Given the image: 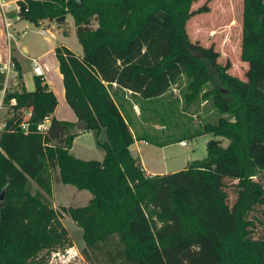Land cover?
<instances>
[{
    "label": "trees",
    "instance_id": "obj_1",
    "mask_svg": "<svg viewBox=\"0 0 264 264\" xmlns=\"http://www.w3.org/2000/svg\"><path fill=\"white\" fill-rule=\"evenodd\" d=\"M197 1H16L20 20L71 15L82 55L64 45L54 50L76 122L53 117L57 99L43 77L34 75V90H26L14 58L17 84L4 88L0 73L7 109L0 128V264H30L70 246L50 202L53 181L91 195L84 206L62 207L82 231L89 264H264V232L257 229L264 225V77L255 78L264 67V0H243L246 79L190 41L186 23L205 12L192 9ZM182 75L189 80L185 104L201 98L218 114L191 136L227 144L214 140L206 158L147 175L129 150L134 137L121 93L151 102ZM77 123L104 131L101 160L71 153Z\"/></svg>",
    "mask_w": 264,
    "mask_h": 264
},
{
    "label": "rangeland",
    "instance_id": "obj_2",
    "mask_svg": "<svg viewBox=\"0 0 264 264\" xmlns=\"http://www.w3.org/2000/svg\"><path fill=\"white\" fill-rule=\"evenodd\" d=\"M200 7H204V13L207 15L204 17L194 16L186 23V30L190 41L204 48H211V56L214 62L225 66L229 73L241 79H246L249 64L241 62L240 60L243 0H198L192 5V9L194 10ZM195 25H201L204 28L200 32H196L194 29ZM27 26L32 30L27 31V34L23 38H20V42L28 46L31 52L38 50L45 51L48 47V39H53L52 34H55L56 38L64 35L68 36L67 40L70 45L74 49L78 46L79 49L76 48V50L80 54L82 52L76 33H72L75 25L71 15H68L67 23L63 24L45 19L40 24L34 23ZM43 29L46 30L45 35H41L40 33ZM47 59H49V65H51L52 69V83H54V78L57 83H60L57 77L59 70H57V66L54 64V59L53 63H50V55ZM26 64H29V62ZM24 69L26 70L24 72L26 90L32 91L34 90L32 66L30 65L29 68L28 65ZM263 77L264 67L255 74L257 81ZM188 84L189 80L182 75L162 99H159L156 104L153 103L152 106H155L156 110L151 112L148 124L146 125L148 127L153 125L162 126L169 129V132H173L156 137V139L163 143L171 140L168 148L156 151L157 156L159 154L161 159H165L167 167L171 170H181L188 161L206 158L208 143L211 140H221L219 138H213L210 134L191 136L201 131L203 124L214 122L218 114L211 109L209 103L203 101L201 98L197 103L187 106L183 95L187 93ZM121 94L123 97L124 93L122 92ZM54 95L57 101L58 97L62 99L61 94L56 95L54 93ZM57 105L58 116L62 117L66 115V110L71 112L65 99L62 104ZM6 110L3 105L0 110V126L3 124L2 120L5 117ZM129 120L134 130H136L138 125H141L138 121L134 122L131 118ZM142 126L145 129L146 126ZM76 131L77 136L73 141L71 149L73 156L81 160L101 159L100 156L103 155V151L98 147V143L105 140L104 131L101 135L94 132H83L82 123L76 125ZM180 139H184L186 142L185 146L180 143ZM221 142L223 146L227 144L226 141L221 140ZM144 149H146L144 154L147 156H149L151 150H153V153L155 152L153 146H145ZM90 198L91 195L87 191H78L71 185H63L53 181L50 202L68 231L70 246L65 249L59 248L53 251L60 253L59 257L55 259L51 257L53 252L50 254L43 252L34 261H31L30 264H89L81 255V250L84 246L82 231L62 211V207H81L86 205ZM230 198H232L231 194ZM257 229H261L264 232V225ZM62 254L66 255L65 259H61Z\"/></svg>",
    "mask_w": 264,
    "mask_h": 264
},
{
    "label": "crops",
    "instance_id": "obj_3",
    "mask_svg": "<svg viewBox=\"0 0 264 264\" xmlns=\"http://www.w3.org/2000/svg\"><path fill=\"white\" fill-rule=\"evenodd\" d=\"M3 3H5V7L3 9L0 10V66H6L7 64H9V62H11L12 58L15 59V61L18 64V69L19 72L22 76V80L25 86V80H24V76L26 70L24 68H26V66L29 65L30 68V62L31 59H38L40 65L42 66V69L44 71V75H43V79H44V83L47 84V86L51 89V91L53 93L57 94H61L62 95V99H60V97H58V101L57 104H62V102L64 101L65 97H64V87L63 85H61V81H62V77L60 75V73L57 75L58 77V81L60 80V83L58 84L57 81L54 78V83L52 80V69H51V65H49V59H47V57H49L50 55V63H53V59H54V64L57 66V70H58V62L54 53V50L57 46L59 45H64L65 47H67L68 49L72 50L75 54L77 55H82L78 53V51L76 50L79 49V47L77 46L75 49L70 45V43L68 42L67 38L68 36H60L59 38H56L55 34H52L51 36L53 37V39H48V47L45 51H34L31 52L29 47L22 44L20 42V38H23L26 34L27 31L32 30L31 28H29V24H34V23H42L44 20H39L37 22H29V21H25V20H18V21H13L14 23H12V26L9 29V33L12 34L13 39L8 38L7 36V30L5 28L4 25V18H3V13L5 11H7L6 16L13 18L17 5H16V0H3ZM207 14L205 13H200L194 16L197 17H204ZM194 16H192L191 18H193ZM190 18V19H191ZM68 21V15L65 16V20L63 21L64 23H67ZM72 21V20H71ZM61 22V23H63ZM73 25V22H72ZM204 27H202L201 25H195L194 29L196 32H200V30H202ZM75 32V27L72 29V33ZM41 33V32H40ZM46 31L44 34L41 35H45ZM81 48V47H80ZM82 50V48H81ZM53 56V58H52ZM29 64H26L28 63ZM12 63V62H11ZM56 70V71H57ZM33 72V71H32ZM34 76V73L32 74ZM26 88V87H25ZM123 99H122V104L124 105L125 108V112H127L129 114V118L133 119L134 122H139L141 125L136 128V130H134V127L131 125L130 129L131 132L133 134L134 137V142L133 144L130 146L129 150L131 155L134 158H137L143 168V170L146 172L147 175H162L165 173H172V172H176L179 170H171L169 169V167H167L166 163H165V159H161L160 155L158 154L157 156V150L161 151L164 150L166 148H168L170 145H164V146H159V145H154V144H161L162 141L160 142L158 139H156V137L160 136V135H165L168 133H173V132H169V129L164 128L162 126H158V125H153L151 127L146 126L148 124L149 121V115H151V112L156 110V107L152 106L153 103H157V101L159 99H162L161 97L158 99H153L150 101L144 100V101H140L138 100V98H136L135 96L132 95L131 92L126 91L123 92ZM2 96V92H0V97ZM57 107L56 106L54 113H53V117L55 119L58 120H63V121H70V122H76V116L74 114V112L71 110V112H69L68 110H66V115H63L62 117L57 115ZM70 108V107H69ZM2 108H0L1 110ZM71 109V108H70ZM126 117V114L123 113ZM144 119L146 120L144 122ZM48 122V121H47ZM79 124V123H77ZM146 126L145 129L142 128L143 126ZM2 126V124H1ZM0 126V128H1ZM83 132H86L83 130ZM103 131L100 132L99 135H101ZM88 133V132H86ZM136 136H139L141 138V140H137ZM154 138V139H152ZM153 140V141H152ZM183 140H180V143ZM145 146H153V149H155V152L153 153V150L150 151L149 156H147L146 154H144L145 150L144 147ZM157 156V157H156ZM101 159L103 158V155L100 156ZM164 158V157H163ZM99 159V160H101ZM193 161V160H191ZM190 162V161H188ZM186 162V164L188 163ZM186 165H184L185 167ZM183 167V168H184Z\"/></svg>",
    "mask_w": 264,
    "mask_h": 264
},
{
    "label": "built area",
    "instance_id": "obj_4",
    "mask_svg": "<svg viewBox=\"0 0 264 264\" xmlns=\"http://www.w3.org/2000/svg\"><path fill=\"white\" fill-rule=\"evenodd\" d=\"M4 4L5 3H3V0H0V10L5 7ZM17 11H18V6L16 8V11H15V14H14L13 18L6 16L7 11H5L3 13L4 25H5V28L7 30V36L10 39H13L12 34L9 33V29L12 26V23H14L13 21L20 20L19 17L16 15ZM45 31L46 30L43 29L41 31V34H44ZM31 66H32V70H33L34 75L43 77L44 71H43L42 66L40 65L38 59H31ZM0 73L4 75V88L15 86L17 84V80H18L19 74H18L17 70L15 69V66H14L13 63L9 62V64H7L6 66H0ZM2 97H3V92H2V96L0 97V108H2V106H3ZM46 126H47V121H45L43 124L39 125L38 129L39 130H44ZM22 127L25 129L26 124H23ZM181 144L183 146H185L186 142L185 141H181ZM59 255H60V253L53 252L51 257H52V259H55V258L59 257ZM65 257H66V255L62 254L61 259H65Z\"/></svg>",
    "mask_w": 264,
    "mask_h": 264
},
{
    "label": "water",
    "instance_id": "obj_5",
    "mask_svg": "<svg viewBox=\"0 0 264 264\" xmlns=\"http://www.w3.org/2000/svg\"><path fill=\"white\" fill-rule=\"evenodd\" d=\"M64 20H65V17H64V16L59 17V18L56 19V21H57L58 23H61V22H63ZM214 144H215V141H214V140H211V141L208 143V149H211V148L214 146ZM5 190H6V188H4L3 191H2L1 194H0V207L3 206L2 201H3V198H4Z\"/></svg>",
    "mask_w": 264,
    "mask_h": 264
}]
</instances>
